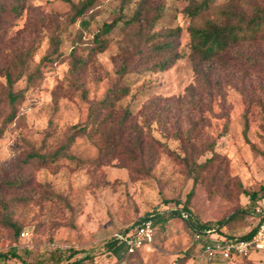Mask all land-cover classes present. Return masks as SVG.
<instances>
[{"label":"rangeland","instance_id":"1","mask_svg":"<svg viewBox=\"0 0 264 264\" xmlns=\"http://www.w3.org/2000/svg\"><path fill=\"white\" fill-rule=\"evenodd\" d=\"M82 1L0 0V254L7 255L0 264H53L52 255L71 251L78 252L73 260L90 254L94 264H115L106 245L115 234L150 214L170 217L176 208L230 235H245L250 196L264 189V37L236 46L228 65L212 68L207 86L190 61V21L181 12L187 1L147 0L142 20L145 13L157 17L153 33L180 28L181 58L166 71H131L120 80V47L126 33L137 30L125 22L143 0H96L86 15L88 30L69 24V2ZM226 2L211 0L206 17L221 20ZM239 5L251 12L255 5L264 8V0ZM16 6L21 10L15 12ZM122 10L123 22L105 36L107 48L95 54V35L104 23L120 20ZM142 26L146 34L148 26ZM51 36L62 43L48 60ZM26 51L32 56L14 86L23 97L9 121L2 69ZM73 51L87 62L77 80L70 74ZM37 70L41 78L28 82ZM115 86L128 87L129 96L101 112L113 113L115 127L124 110L131 111L127 135L115 129L118 148L104 156L79 136L63 150L73 126L84 125L91 106ZM137 135L141 142L134 146ZM56 152L53 160L23 163L33 153ZM18 177L24 179L21 186L11 187ZM8 220L20 227L18 238ZM13 250L19 258L11 257ZM140 252L141 264H264L261 253L208 262L180 217L158 222L151 249Z\"/></svg>","mask_w":264,"mask_h":264},{"label":"trees","instance_id":"2","mask_svg":"<svg viewBox=\"0 0 264 264\" xmlns=\"http://www.w3.org/2000/svg\"><path fill=\"white\" fill-rule=\"evenodd\" d=\"M96 0H84L77 4L69 2L71 4L72 16L70 17V25H78L80 30H88L91 24V20L87 18V13L93 7ZM187 1V5L182 9V13L185 14L190 21L187 31L189 33V49H190V61L193 65L194 73L197 78L201 77L207 86L212 80V68L219 65H228V59H231V52L233 49L240 45L242 42H254L258 38L264 37V8L255 5L251 12H247L239 5V0H227V6L222 10L223 17L221 20H215L213 18L206 17L207 11L210 9L211 0H179ZM148 1L143 0L139 4V8L136 9L134 15L127 20L126 28L128 26L137 25V30L127 32L126 43L120 47V64L116 71L120 80L124 79L127 75L132 72H140L144 70L155 72H163L170 69L173 64L180 59L178 52V45L176 40L180 36V28L178 29H167L160 32H151L157 21V17L150 15L149 13H142L144 7ZM21 10L18 6L14 8L15 12ZM124 15L120 20H113L110 23H104L100 28L99 32L95 35L93 52L95 54L102 53L107 48V42L105 36L109 35L122 21ZM123 22V21H122ZM138 24H134V23ZM145 23V24H142ZM148 26L146 34H144V27ZM50 42L53 46V51L50 52L45 59L51 60V57L58 51L59 45L62 43L56 37L51 36ZM32 56V52L26 51L10 60V63L2 69L6 81V92L5 97L12 108L11 114L8 116V120L14 119V106L18 100L23 97V92H14L15 84L22 79L28 63L29 58ZM87 62L75 56V51L72 52V63L70 67V74L76 80L80 78L83 69L86 67ZM41 73L39 70L29 74L28 82H33L35 79H40ZM191 90V89H190ZM193 90V89H192ZM129 88L126 86H115L114 89L108 91L106 97L100 102L91 106L87 121L82 126H73L72 132L68 138V144L63 146L62 149L66 150L71 143L74 142L76 137L86 136L89 141L96 146L104 156L112 154L114 150L118 148L116 142L115 131L118 130L122 135H127L126 123L131 116L129 108L124 110V114L120 120L114 124V116L112 112L103 115L101 111L108 109H114L116 104L122 98L129 96ZM85 95V93L83 94ZM264 107V104L262 105ZM116 129V130H115ZM245 138L247 139V124L244 130ZM189 142V138H184ZM133 145L137 146L141 140L138 135L133 138ZM60 152H56L53 155H39L33 153L23 163L31 167V164L44 163L48 159L53 160ZM64 153V152H62ZM130 157L134 160L138 159L134 153L130 152ZM185 162L189 164V161L183 157ZM201 167V165L199 166ZM24 179L18 177L14 183H11V187H20ZM250 206L245 210L250 217V210L253 205L257 202L264 200V189L261 195L252 193L250 196ZM187 212L191 215L189 221H186L191 229L193 235L194 230H205L208 228H215L217 231L226 236L229 239L239 237L243 240H248L252 237L255 228L253 227V221L250 220V227L248 232L243 236H233L225 233L219 226L210 224H203L194 220L190 211L186 208H176V210L170 212V217L165 214L155 213L143 217L138 224L151 218L154 222L155 227L158 222H166L168 218L180 217L182 219V213ZM183 220V219H182ZM7 225L13 228L15 238L20 235L21 229L17 223H13L8 220ZM126 229V231H128ZM107 249L115 257V264H122L125 261L128 264H141L136 255L141 252L133 254L128 253V249L125 244L120 243L113 238L107 242ZM60 254L58 256H51L53 264H94L93 256L87 254L86 256L74 259L78 252L71 251L68 255ZM264 255V253H261ZM11 257L19 258L16 250L10 252ZM128 256V257H126ZM6 254H0V260L6 258ZM232 261V260H230ZM227 262V261H225ZM43 264H46L43 262Z\"/></svg>","mask_w":264,"mask_h":264},{"label":"built area","instance_id":"3","mask_svg":"<svg viewBox=\"0 0 264 264\" xmlns=\"http://www.w3.org/2000/svg\"><path fill=\"white\" fill-rule=\"evenodd\" d=\"M255 231L248 240L236 237L229 239L215 228L194 230V242L202 258L218 263L238 258H249L253 254L264 253V200L257 202L250 210ZM191 215L183 212L182 219L189 221ZM156 227L151 218L141 221L133 229L124 230L113 239L125 244L129 254L151 249L155 239ZM28 233H22L25 237Z\"/></svg>","mask_w":264,"mask_h":264}]
</instances>
